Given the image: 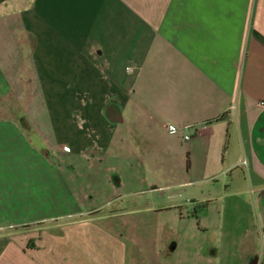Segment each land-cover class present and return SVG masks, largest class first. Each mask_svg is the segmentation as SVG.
Instances as JSON below:
<instances>
[{
	"label": "crops",
	"instance_id": "crops-1",
	"mask_svg": "<svg viewBox=\"0 0 264 264\" xmlns=\"http://www.w3.org/2000/svg\"><path fill=\"white\" fill-rule=\"evenodd\" d=\"M73 151L130 202L83 207ZM0 264H264V0H0Z\"/></svg>",
	"mask_w": 264,
	"mask_h": 264
},
{
	"label": "rangeland",
	"instance_id": "rangeland-1",
	"mask_svg": "<svg viewBox=\"0 0 264 264\" xmlns=\"http://www.w3.org/2000/svg\"><path fill=\"white\" fill-rule=\"evenodd\" d=\"M45 90L47 91V94L49 92V82L48 80H45ZM30 106V105H29ZM31 107V106H30ZM38 107V105H37ZM37 115V114H36ZM32 116V115H31ZM41 119V116H39ZM62 122L65 123L66 121H60V124ZM42 131L44 132V135L47 134L49 131V123L48 119H45L42 117V120H40ZM68 123L71 125L76 124L80 128H82L85 121L82 120H76V121H68ZM29 133V132H28ZM65 133V130H64ZM29 137L31 140H35L34 134L29 133ZM43 138V137H42ZM72 139V143L71 142ZM97 135L93 133V130H88L87 127L79 133L77 137H71L67 136V138L64 137V146L68 147L69 149H72V145H76L81 147V144H91L96 145L97 143ZM66 140V141H65ZM70 143V144H67ZM64 148V147H63ZM81 150V148H79ZM64 151V150H63ZM67 152V151H65ZM69 152V151H68ZM112 153V156L103 158L102 160H99L97 156L92 152L87 154V151H84L82 155L80 153H77L76 151H73L72 153L66 154L62 159V171L65 177H67V180L69 181L71 187L80 195L84 196L85 200L82 202L83 207L90 208V209H96V214L107 215L120 204V202H127L129 200V196L125 195L129 191L123 188L115 190L113 186L110 185L108 182V176L112 175V168H116V170H121L123 175L125 177L129 176V168H126V163L128 162L123 156L125 154H122L120 152ZM87 154V155H86ZM89 156V157H88ZM119 172V171H118ZM140 174H146V169H140ZM139 174V173H138ZM132 177V176H131ZM126 188H129V190H135L138 188V185L130 182ZM141 188V187H140ZM143 197V196H142ZM96 217V216H95ZM104 225H113L115 223L114 219H107L103 222ZM68 224V226H67ZM97 224V223H96ZM54 225H59L58 229L60 231H64L66 236H63L61 239H54V241H51L48 245V251H51L58 259L60 255H57L59 251L64 247V243L67 237V232L73 234L75 237V241L81 240L83 238V234L88 236L89 228L82 227L79 225H71L67 223V221H59ZM45 233H42V240H39L37 237L35 240L36 246L40 247L42 250H45V246L43 247L42 241H44ZM64 250V249H63ZM47 252V251H46Z\"/></svg>",
	"mask_w": 264,
	"mask_h": 264
},
{
	"label": "built area",
	"instance_id": "built-area-1",
	"mask_svg": "<svg viewBox=\"0 0 264 264\" xmlns=\"http://www.w3.org/2000/svg\"><path fill=\"white\" fill-rule=\"evenodd\" d=\"M167 128H168L169 131H173V132L178 130V128L176 126H174V125H168ZM188 138H189V136H185L184 137V139H188ZM63 150L68 152L69 148L68 147H64Z\"/></svg>",
	"mask_w": 264,
	"mask_h": 264
}]
</instances>
